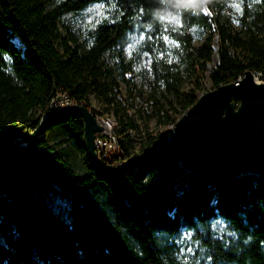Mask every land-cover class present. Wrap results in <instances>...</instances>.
<instances>
[{
	"label": "trees",
	"instance_id": "16d2710c",
	"mask_svg": "<svg viewBox=\"0 0 264 264\" xmlns=\"http://www.w3.org/2000/svg\"><path fill=\"white\" fill-rule=\"evenodd\" d=\"M230 1L0 0V139L21 124L33 129L58 92L79 103L93 93V111L117 121L123 155L113 163L152 149L160 133L148 119L176 122L203 92L215 51L211 87L245 70L264 80V0H239L237 27ZM95 6L102 15L92 18ZM130 36L138 41L129 54ZM141 52L146 89L135 74ZM143 112L134 151L130 131ZM84 125L79 113L56 115L4 168L0 264H196L181 253L186 231L210 264H264V167L255 159L212 172L164 149L111 176L90 162Z\"/></svg>",
	"mask_w": 264,
	"mask_h": 264
},
{
	"label": "water",
	"instance_id": "95a60500",
	"mask_svg": "<svg viewBox=\"0 0 264 264\" xmlns=\"http://www.w3.org/2000/svg\"><path fill=\"white\" fill-rule=\"evenodd\" d=\"M256 74L245 70L236 81L211 87L198 96L172 124L179 138L176 157L212 172L236 167L249 158L264 167V80H259ZM70 113L82 115L88 158L108 175H121L127 164L166 148L160 139L150 153L104 162L95 141L108 120L97 117L87 103L74 102L49 107L33 129L21 124L0 139V175L11 161L28 154L44 125L53 117Z\"/></svg>",
	"mask_w": 264,
	"mask_h": 264
},
{
	"label": "rangeland",
	"instance_id": "374dc122",
	"mask_svg": "<svg viewBox=\"0 0 264 264\" xmlns=\"http://www.w3.org/2000/svg\"><path fill=\"white\" fill-rule=\"evenodd\" d=\"M241 4L242 3L239 0H231L230 4H229V11L231 13L232 20H233L234 24L236 25V27L238 26L237 16L241 10ZM90 11L92 12V16H91L92 18L93 17L97 18L100 15H102V10H101L100 6H95ZM169 18L177 21L175 16L169 15ZM198 40L199 39H196V42H198ZM137 41H138L137 36H130V42L127 46V50H128L129 54L133 49L136 48ZM214 46L216 47V45H214ZM217 59H218L217 53L215 51L213 53L212 60L207 64L208 71H210L211 67L215 65V63L217 62ZM149 61L150 60H149L148 54L145 52H141L139 54V64L135 68L136 80L139 82L140 85L144 86V89H146L148 81H147V79H145V77L141 76V74L138 73V70L141 68L146 69L148 67ZM208 71H207L206 76L203 79V86H204V88L202 90L203 92L206 91L207 89L211 88V86H212L211 80L208 76ZM192 85H193L192 81L188 80L184 84V88L189 89ZM57 96H59V98L61 100H67L68 99L67 95H65V93L62 91L58 92ZM84 103H87V102H84ZM87 104L92 110H93V108H98L100 106V104L98 103V101L95 98L93 93L90 94L89 102ZM139 105H141V104L139 103ZM142 105H143L142 107H145L146 106L145 102ZM149 109H150V107H149ZM146 116H147V112H143L142 115H139V119H138L139 128L133 129L130 131V136L132 137L131 141H130V146H131V149L134 151L140 150L142 140L145 138L144 122L148 118ZM97 117H102V116L97 114ZM102 118H104V117H102ZM104 119H107L108 121H110L111 126L109 127L108 131L107 130L101 131L97 134V136L107 137L108 139L111 140V141H108L107 145L103 146L104 151L105 152L109 151V153H111V155H115L116 153H118L116 150V147L119 146L118 145V138L114 134V129H115V126L117 125V121H116V118L114 117L113 114L108 115L107 118H104ZM148 121H149L150 130L154 131L155 133H160L159 140L160 139L164 140L165 145H166L165 149L170 150L172 152H175V150L177 149L176 146H177V143L179 142V138L173 132L172 125L158 126L156 124V120L154 118H150V119H148ZM156 146H157V144L152 149L150 147L145 148L144 152L150 153ZM101 147H102V145L100 144V146L98 147L99 150L101 149ZM144 152H142V153H144ZM218 225H219L220 229H222V227H223L222 223H220ZM190 236H191L190 232H188V231L184 232V234L181 238V244H180L181 253L184 254L187 258H191L192 260H194L196 264H210L209 258L204 255L203 251L198 246V243L193 242L192 238Z\"/></svg>",
	"mask_w": 264,
	"mask_h": 264
},
{
	"label": "built area",
	"instance_id": "2783aa9c",
	"mask_svg": "<svg viewBox=\"0 0 264 264\" xmlns=\"http://www.w3.org/2000/svg\"><path fill=\"white\" fill-rule=\"evenodd\" d=\"M257 75V78L259 80H262L259 78V74H256ZM70 103H73V101H71L70 98H68L67 100H61L59 98V96H55L52 100V104L50 105V107H54V106H60V105H66V104H70ZM108 141H111L110 139H108L107 137H101V136H97L96 137V146H97V150H98V153L99 155L104 158L105 160H108L110 162H112L116 157H120L123 155V153H119V150H118V146L116 147V150L118 153H116L115 155H111V153L108 152H105L104 151V147L105 145H107ZM100 144L102 145L101 149L99 150V146Z\"/></svg>",
	"mask_w": 264,
	"mask_h": 264
},
{
	"label": "bare ground",
	"instance_id": "6f19581e",
	"mask_svg": "<svg viewBox=\"0 0 264 264\" xmlns=\"http://www.w3.org/2000/svg\"><path fill=\"white\" fill-rule=\"evenodd\" d=\"M257 74H259V78L260 79H262V75L260 74V73H258V72H256ZM263 80V79H262ZM68 98V97H67ZM111 123H110V121H108V122H106V121H104V125H105V130H109V127L111 126L110 125ZM117 139V138H116ZM118 150H119V153H122V150L120 149V146H118ZM202 168V167H201Z\"/></svg>",
	"mask_w": 264,
	"mask_h": 264
}]
</instances>
